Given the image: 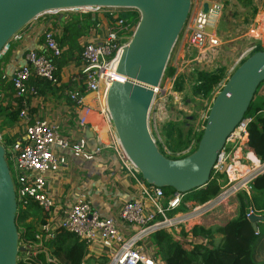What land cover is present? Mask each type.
Listing matches in <instances>:
<instances>
[{
	"label": "built area",
	"instance_id": "2783aa9c",
	"mask_svg": "<svg viewBox=\"0 0 264 264\" xmlns=\"http://www.w3.org/2000/svg\"><path fill=\"white\" fill-rule=\"evenodd\" d=\"M204 3L208 4L207 12L203 11ZM195 7L181 32L180 44H183L186 51H195L200 55L202 51L219 44L213 27L220 16L221 6L217 1H204ZM100 10L82 12L98 13ZM109 17L111 22L108 20L106 26L102 27L98 23L93 27L92 33L86 36L81 46L78 76L82 90L65 93L75 107L84 103L86 95H93L97 102L101 99L100 124L107 126L104 141L101 139V126L87 121L98 141L96 147L90 149L87 139L83 137L76 140L65 138L60 127L30 111L32 100L38 97L36 88L29 85L30 79H41L54 86L59 84L52 59L59 58L63 49L59 47L52 30H44L40 35L42 50L26 52L23 65L8 79L13 87V101H22L16 120L21 129L20 136L11 145L3 146L5 160L7 164L11 163L9 171L16 207L17 210L26 211L30 206H36L47 214L45 222L36 229L32 244L28 243L29 250L24 249L25 262L45 250L44 245L53 240L58 231H63L82 241L89 254L90 251L99 254L102 250V255L107 259L106 264H160L156 262L153 251L143 247L145 242L151 243L150 236L153 233L173 229L178 233L183 230L189 235L194 226H202V217L216 215L214 213L220 208H229L231 202L237 210L238 195L243 194L250 199L253 181L264 173V162L258 160L249 146L248 129L254 116L246 114L226 139L212 167L209 183L214 180L219 187L215 198L198 204L186 200L182 193L173 192L165 196L162 189L147 185L138 178L139 172L127 159L117 141L105 105L106 92L111 83L126 81L116 73L117 63L121 49L129 42L136 25H131L117 15L109 14ZM20 40L18 33L11 41ZM105 149L114 151L138 188L131 199L119 207L118 220L103 218L86 198L72 202L63 207L57 216H53L51 212L55 201L49 193L48 179L66 166L63 152L69 151L73 158L91 161ZM186 151L188 153V149ZM186 153L182 152L179 156V153L174 154L162 148V154L170 159H180ZM253 216L261 215L250 206L245 217L249 220ZM197 219L199 221L194 222ZM255 234H258L257 228Z\"/></svg>",
	"mask_w": 264,
	"mask_h": 264
},
{
	"label": "water",
	"instance_id": "95a60500",
	"mask_svg": "<svg viewBox=\"0 0 264 264\" xmlns=\"http://www.w3.org/2000/svg\"><path fill=\"white\" fill-rule=\"evenodd\" d=\"M190 6V0H0V56L16 34L44 15L95 9L136 11L139 21L121 49L116 69L126 81L111 83L106 109L119 145L141 179L147 185L186 194L209 184L217 155L264 83V51H259L235 69L213 98L195 151L180 159L167 158L159 151L148 129V114ZM207 10L204 3L203 11ZM86 132L92 136L88 127ZM16 213L9 166L0 143V264H16L18 254L24 252L18 243ZM248 221L256 230L263 217Z\"/></svg>",
	"mask_w": 264,
	"mask_h": 264
},
{
	"label": "trees",
	"instance_id": "16d2710c",
	"mask_svg": "<svg viewBox=\"0 0 264 264\" xmlns=\"http://www.w3.org/2000/svg\"><path fill=\"white\" fill-rule=\"evenodd\" d=\"M235 1L241 9L251 12L252 16L256 14L257 8L254 6L253 0ZM262 7L264 8V2ZM60 15L58 13L40 17L53 18V21L50 22V29L46 30L55 31L57 28H61L60 32L54 33L55 39L59 47L63 49V52L59 58L52 59L56 68V78L58 81L60 80L62 69L68 64L73 62L76 66H80L79 54L82 48L79 46L78 40L90 28L95 27L99 23L98 13L73 14L71 12H64L62 18L59 19ZM118 16L131 25H137L139 21V14L134 10H125L119 13ZM106 18H108L107 15ZM108 20L111 22L110 17ZM41 37H39V42L42 43ZM10 42L7 52L2 57L6 60L11 55L12 45ZM259 51L264 50L258 43L250 55ZM173 74L174 69L166 66L164 78H169ZM225 78V69L223 68L213 73L198 72L192 94L203 99H210L215 89L219 88L218 86ZM29 85L36 88L38 95L43 94V92L54 86L41 79H30ZM262 86L263 84L258 87L247 111V115L254 116V121L249 125L248 129L249 146L253 149L260 162H264V96L262 94L263 97L258 95ZM182 89L181 79H177L174 84V90L181 92ZM12 95V84L0 80V120L4 119L3 123L6 122L7 126H10L9 128L13 127L17 120V115L22 108V101H17V103L15 101V107L10 105L9 102L12 100ZM4 96L8 99L5 105L2 104L3 99H1ZM210 107L211 103L209 109ZM0 129H2V125H0ZM165 131L167 135L166 144L171 152H181L189 148L188 153L183 155L182 158L195 151L203 132L201 130L195 135L192 129H188L184 133L181 129L176 128L175 124L167 125ZM172 135H176L177 141L171 139ZM14 141L15 138L4 137L3 146H9ZM159 151L162 153L161 149ZM251 189L250 199L243 194L238 195L237 217L225 227L194 226L189 235L184 233L183 230H180L178 233L173 229H164L153 233L150 236V245L153 248L152 254L156 262L160 264H264V173L253 181ZM162 190L165 196H169L174 192L167 188H163ZM218 193L219 187L213 180L205 188L186 193L185 199L203 204L215 198ZM250 206L263 217L262 222L256 223L258 234H255V230L245 217L246 211ZM38 214H41L40 225L47 218V214L40 208L30 206L26 211L17 210L15 223L18 231V243L28 244L30 242L32 244L36 227L30 225L27 219L35 217ZM217 234H221L222 238L215 242V235ZM178 236L191 240L180 242L177 239ZM44 248L45 250L43 249L27 262L22 259L25 254L24 250V252L18 254L16 264H84L85 258L88 256V249L85 244L74 235L63 231H58L56 237L47 242ZM96 262L98 264H106L107 259L102 257V259H97Z\"/></svg>",
	"mask_w": 264,
	"mask_h": 264
},
{
	"label": "crops",
	"instance_id": "0c3cea01",
	"mask_svg": "<svg viewBox=\"0 0 264 264\" xmlns=\"http://www.w3.org/2000/svg\"><path fill=\"white\" fill-rule=\"evenodd\" d=\"M60 16L62 18V14ZM98 19L102 27L109 24L108 18H103L99 14ZM52 21L53 18L51 17L38 18L19 32L20 41L10 42L12 49L9 58L7 60L2 58L9 46L0 56V80L5 83L9 82L8 79L23 65L26 52L42 50L39 37L44 30L50 29V22ZM52 31L58 33L61 28ZM91 33L92 28L78 40L80 47L86 40V36ZM78 74L79 66L70 63L64 67L60 74L59 84L52 86L43 94L38 95L37 99L32 100L31 112L60 127L65 138L76 140L83 137L87 139L88 147L92 149L98 145V141L87 121H101L102 101L99 99L97 102L93 95H86L81 106L75 107L73 105L65 93L82 90V83ZM7 102L8 99L4 96L2 104L5 105ZM14 102L13 99L9 102L12 107H15ZM87 127L92 132V136L86 132ZM18 130L21 132L16 121L6 136L18 138L20 136ZM63 154L67 160L66 166L62 167L57 175L50 176L48 179L49 193L55 201V207L51 214L57 216L63 207L81 198H86L103 218L118 220L119 207L124 202L129 201L138 188L122 167L121 161L114 151L105 149L91 161L73 158L69 151H65ZM214 226L209 224L207 227L217 228ZM99 252L96 254L94 251H90L84 264H98L96 260L104 257L102 255L104 252L102 250Z\"/></svg>",
	"mask_w": 264,
	"mask_h": 264
},
{
	"label": "rangeland",
	"instance_id": "374dc122",
	"mask_svg": "<svg viewBox=\"0 0 264 264\" xmlns=\"http://www.w3.org/2000/svg\"><path fill=\"white\" fill-rule=\"evenodd\" d=\"M204 1H217L221 6L220 16L213 27L219 44L211 49L202 51L201 54L198 55L195 51H186V49L183 48V44H180L183 34H180L167 63V66L174 69V74L169 78L162 77L160 85L154 93V98L148 114V129L159 150L166 148L170 151L166 144L167 135L165 131L166 126L169 124H175L176 128L181 129L184 133L187 132L188 129H192L195 135L203 130V125L209 112V105L210 103L212 104L213 98L225 81L235 69L238 68L240 63L250 56L252 50L255 49L253 47H256L258 43L264 50V41L253 36L256 30L258 31L260 28H262V30L264 29V13H262L264 12V8L262 7L264 0H253V4L257 8V12L253 16L251 12L241 9L235 0H190L191 6L189 15L194 12L196 8L195 5H199ZM123 11L125 10L101 9L98 11V14L106 18V15L109 16V14H112L118 16V14ZM67 12L73 14L86 13L81 10ZM63 13L64 12H60V14ZM259 35L262 38L264 37L263 32L259 33ZM71 63L74 64L73 62ZM220 68L225 69L226 78L218 86L219 88L215 89L210 99H203L192 94L193 86L197 81L198 72L213 73ZM177 79H181L182 82L183 89L181 92L174 90V84ZM263 90L264 87L262 86L258 93L261 97H263L261 95ZM3 122L4 119H1L0 125H2V129H0V143L2 145L4 143V137H8V135L6 136L8 130H12L14 127L13 125L12 128H9L10 126H7L6 122ZM18 132L20 131L18 130ZM172 136L171 139H177L176 135ZM11 138L14 139V136ZM182 152L186 153L187 151L176 152L174 154L179 153V156H181ZM9 167L11 168V163H9ZM138 178L141 180L140 176ZM228 207L229 208H220L214 213L216 215L212 217H202L200 219V225L207 227L209 224H213L216 227H225L237 217V210L235 209L234 203L231 202ZM40 218L41 214H38L35 217L27 219V222L37 229L39 227ZM198 221L197 219L194 222ZM178 238L182 242L187 241L186 238H182L181 236H178ZM221 238V234L215 235V242L219 241ZM185 246L188 247L189 245ZM19 247L28 249V244L19 243ZM143 247L150 248L153 251V248L148 242H145Z\"/></svg>",
	"mask_w": 264,
	"mask_h": 264
},
{
	"label": "bare ground",
	"instance_id": "6f19581e",
	"mask_svg": "<svg viewBox=\"0 0 264 264\" xmlns=\"http://www.w3.org/2000/svg\"><path fill=\"white\" fill-rule=\"evenodd\" d=\"M263 32V36H264V30H262V28H260V30H256L254 33H253V36L255 37V38H260V39H262V41H264V37L262 38V37H260V35H259V33H262ZM92 120V119H91ZM91 122H93V123H97L98 125H100L101 126V128H102V132H101V139L103 140L104 139V136L103 135H105V131L107 130V126L106 125H103V124H100V121H98V120H95V121H91ZM104 141V140H103ZM105 141H106V137H105ZM117 141H118V139H117Z\"/></svg>",
	"mask_w": 264,
	"mask_h": 264
}]
</instances>
